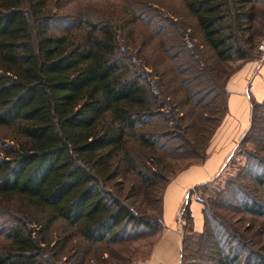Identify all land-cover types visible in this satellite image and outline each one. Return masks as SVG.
Listing matches in <instances>:
<instances>
[{
    "label": "trees",
    "instance_id": "obj_1",
    "mask_svg": "<svg viewBox=\"0 0 264 264\" xmlns=\"http://www.w3.org/2000/svg\"><path fill=\"white\" fill-rule=\"evenodd\" d=\"M179 2L199 46L147 0H0V264H60L55 223L98 248L129 238L127 226L147 230V255L176 171L166 166L204 160L216 99L224 114L228 77L264 39V0ZM147 45L161 67L141 57ZM245 157L229 187L196 198L199 230L183 208L178 264H264L245 218L264 219V158Z\"/></svg>",
    "mask_w": 264,
    "mask_h": 264
},
{
    "label": "rangeland",
    "instance_id": "obj_2",
    "mask_svg": "<svg viewBox=\"0 0 264 264\" xmlns=\"http://www.w3.org/2000/svg\"><path fill=\"white\" fill-rule=\"evenodd\" d=\"M147 1H149L152 4H155L157 7H160L162 11L173 14L174 17L176 16L177 20H181L184 23V25L187 27V29H185L187 34L192 36V39H191L192 42L196 43L199 46L200 41L198 40L194 23L192 19L185 13L183 8L181 7L179 0H147ZM186 41L189 42L188 39H186ZM143 48L141 49V57H143L144 60L150 65L155 64L156 66L161 67V64L158 63L159 58L155 57L150 46L147 45ZM235 64H236V61H234V63L232 64H226V68H225L226 71L228 69L231 70ZM256 75L257 76L251 85V89L249 90V92L251 93V98H250L251 102H255L259 99V97L256 96V93L254 94L253 92L254 86L260 84L261 87H263L264 85L263 83L262 84L260 83V78H261L260 73ZM223 99H224L223 94H220L216 99L217 101L215 104L216 111L215 113H212V111L210 113L218 116V119L217 121L214 120L205 125V127H207L208 130L211 127H213L214 124L217 123V127L215 128V131H216V129L221 123L222 118L225 115L226 111L224 112V114H222V112L219 111L222 109ZM263 102L261 103L256 102V103H259L260 105L255 107L254 121L251 122V119H250V124L248 128L243 133V135L240 137V139H237V141L235 142L230 156L225 162L221 164L220 166L221 168L218 171L217 175L209 181H206L194 187H191L190 191L193 193V197L195 201H196V198L206 199L208 196H212L215 190L221 189L222 187H226L227 186L226 182L232 181L233 176L236 174L238 168L243 167L242 165L246 163V157H245L246 153L252 152L253 155L258 154L260 157L264 158V150L262 149V145H260L259 142L257 141L255 143L253 142L254 141L253 138L260 137L259 136L260 130L261 128L264 127V103ZM251 113H252V107H251ZM213 134L208 139V145H209V142L212 140ZM253 135H255V137H253ZM207 148H206V155H207ZM189 161H190L189 159L172 161L170 165L168 166V168L166 166L165 171L169 169H171L172 171L176 170L174 174L172 175L174 176L176 173L186 168L187 166L184 167L183 169L180 167H182ZM195 164H198V163H195ZM258 168L260 167L258 166ZM177 169H180V170L177 171ZM170 174L171 172L167 173L166 175L169 176ZM251 193L252 194L259 193L258 187L253 185L251 188ZM149 201L150 199L148 198V203ZM157 206L158 205H155L154 203L151 207H147L148 208L147 210H152L151 211L152 214L157 216L158 214ZM245 218L246 220L251 218L250 222H248L249 223L248 226L250 228L249 235L251 236L252 239L258 238L259 245L262 244L264 242V219L256 218V217H249V216H245ZM52 232H53L54 238H56V235H59L60 237L67 236V239H65L64 241H59V242H63V245H62L63 247H61V249L58 250V253H57L58 255H57V260H56V262L60 264H131L133 262H139V260L143 258L142 255L144 253L145 243L150 237L149 231L147 230L138 232L137 229H132L131 226H127L125 233L126 234L129 233L128 235L130 236L129 238L127 237L124 241L120 243H116L113 245H102L98 248L97 246L89 247L85 243L79 241L78 239L72 236L71 232H69L68 229H66L65 231L60 226L59 223H55L48 230L49 237L51 239H52ZM192 235L193 234L191 233L184 234V241H185V243H183L184 249H185L183 253L184 262L187 260V262L190 263L192 260L191 257L193 256V253L188 251L189 246H192V242H193ZM204 263L210 264V261L204 260Z\"/></svg>",
    "mask_w": 264,
    "mask_h": 264
},
{
    "label": "crops",
    "instance_id": "obj_3",
    "mask_svg": "<svg viewBox=\"0 0 264 264\" xmlns=\"http://www.w3.org/2000/svg\"><path fill=\"white\" fill-rule=\"evenodd\" d=\"M262 41L264 42V39ZM258 73L261 75L260 83L264 84L262 51L258 58L245 62L228 77L225 84L226 112L209 142L207 155L202 162L187 166L166 183L161 196L160 227L154 235L147 255L139 260L140 263L178 264L184 229L181 214L185 206L190 211L192 228L200 229V203L194 200L190 189L217 175L221 164L230 156L235 142L248 128L252 103L249 90ZM253 92L259 97L255 102L264 101V85H255Z\"/></svg>",
    "mask_w": 264,
    "mask_h": 264
},
{
    "label": "built area",
    "instance_id": "obj_4",
    "mask_svg": "<svg viewBox=\"0 0 264 264\" xmlns=\"http://www.w3.org/2000/svg\"><path fill=\"white\" fill-rule=\"evenodd\" d=\"M258 49H259L260 51L264 52V42L259 43V45H258ZM131 264H142V263H140V262H133V263H131Z\"/></svg>",
    "mask_w": 264,
    "mask_h": 264
}]
</instances>
